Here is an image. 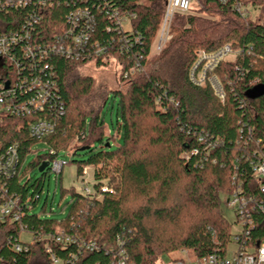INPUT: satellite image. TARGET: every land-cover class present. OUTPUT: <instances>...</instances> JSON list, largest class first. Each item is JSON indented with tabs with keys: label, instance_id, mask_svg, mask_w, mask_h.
I'll return each mask as SVG.
<instances>
[{
	"label": "trees",
	"instance_id": "obj_1",
	"mask_svg": "<svg viewBox=\"0 0 264 264\" xmlns=\"http://www.w3.org/2000/svg\"><path fill=\"white\" fill-rule=\"evenodd\" d=\"M26 1L23 8L0 7V34L19 31L24 20L37 13L41 21L33 29V39L44 44L70 29L67 16L72 11L86 9L92 18L89 48L94 43L112 44L107 53L116 58L120 71L137 61L140 72L121 78L125 93H111L118 99L115 136L121 138L115 149H111L115 137L107 135L101 112L107 97L97 108L81 100L88 99L94 89L92 79L79 74L92 61L91 50L82 51L79 60H48L56 83L49 111L27 119L0 120V154L14 144L20 157L19 174L6 181V188L22 204L26 202L18 221L0 220V263L51 264L43 252L46 245L62 264L70 255H77L74 264H113L119 250L129 264H156L162 255L176 251L201 259L231 245L232 225L219 211V196L231 191L229 181L236 170L248 178L254 151L264 153V95L254 100L247 97L254 88L264 86V0H243L250 8L245 18L218 0H194L189 14L174 16L171 39L154 59L150 49L165 0H58L43 9L37 0ZM113 11L134 16L129 27L139 37V43L122 54L119 30L108 19ZM193 12L214 15L217 20ZM225 45H230L235 58L221 62L213 72L222 87L220 99L209 84H191L188 73L197 53ZM3 66L9 75L10 68ZM17 96L18 101L28 97L25 92ZM45 118L54 122V132L41 142L30 139L28 125ZM74 139V153L86 157L74 162L76 177L82 178L84 168H92V192L86 195L61 187V199L68 197L63 218L32 213L49 168L32 185L28 180L22 183L21 168L31 148L43 143L58 155ZM47 158L37 156L32 167L39 169L54 159L49 154ZM58 181L56 177V185ZM104 186L111 193H101ZM257 218L251 235L264 239V215ZM22 232L31 233L34 245L28 252L13 253L9 245ZM58 236L76 243L52 240ZM82 243H94L97 249H82L78 254Z\"/></svg>",
	"mask_w": 264,
	"mask_h": 264
},
{
	"label": "built area",
	"instance_id": "obj_2",
	"mask_svg": "<svg viewBox=\"0 0 264 264\" xmlns=\"http://www.w3.org/2000/svg\"><path fill=\"white\" fill-rule=\"evenodd\" d=\"M56 1L58 2V0H37V5L43 9L51 7ZM218 1L222 5H229L233 12L242 18L247 17L250 11L249 6L244 4L243 0ZM193 2L194 0H165L163 17L152 43L150 55L152 50L156 53L161 52L165 44L171 39L170 30L174 16L189 14ZM27 4L26 0H5L3 4H0V7L1 10L5 8L16 9L23 8ZM40 19L39 14L33 13L24 20L25 23L19 31L0 34V67L3 71V76L0 79V120L4 117L32 118L35 114L44 113L51 109L50 99L56 92V83L54 73L48 65L49 59L60 57L65 58V60H79L82 51L91 50L92 61L90 62L95 65L97 61L101 66H107L111 63L110 61H116L114 56L107 53V47L112 44L101 47L94 43L89 48L92 18L86 9L72 11L67 16L70 29L44 44H39L33 39V29L41 21ZM108 19L115 22L119 30L118 40L121 43L119 47L121 54L123 50H126V47L130 48L131 45L139 43V37L132 34L130 27L128 30L122 27L124 23L129 25L130 19H134V16H120L118 12L113 11L108 15ZM122 33H126V35ZM232 54L235 53L230 45L222 46L207 54L206 52L197 53L195 62L189 70L188 80L197 87L209 84L214 93L223 99L222 87L213 72L221 62L227 60ZM4 63L6 67L10 68L9 75L5 73ZM135 72H140L137 61L133 67L123 73L121 72L122 78L127 79ZM23 92L28 97L24 101L21 99L18 101L17 95ZM54 129L55 125L51 119H39L28 125L26 134L30 139L41 142L51 135ZM239 139L240 142L247 145L245 139L242 137ZM48 154L54 157L48 163L49 172L59 175L64 163L56 161L57 155L53 150H48ZM253 156L254 159L248 163L250 170L248 178H242L239 171L236 170L231 181H229L231 182V191L225 195L227 209L233 211L236 218L235 223L239 226V231L234 235L231 234V249L228 246L201 259L188 260L187 262L179 260L175 261L174 264H264V239H254L251 235L257 229V217L261 214L264 215V153L254 151ZM19 159L18 146L14 144L6 146L0 154V220L3 222L18 221L22 207L26 205V202L22 204L20 197L15 193L9 194L6 188V181L19 174ZM85 172L84 170L83 174ZM90 193L91 191L85 190L84 194ZM101 193H111V190L104 186L101 188ZM19 237L9 245V249L13 253L28 252L29 248L34 245L35 238L32 236L30 243H24L19 241ZM52 240L76 243L70 238L63 239L59 236L52 238ZM82 249L92 252L97 249V246L94 243H82L79 245L78 254ZM43 252L51 264H62L63 261L54 256L52 247L46 245ZM76 260L77 255H70L65 262L74 264ZM113 260V264H129L123 250L114 254ZM2 261L3 258L0 257V262L2 263Z\"/></svg>",
	"mask_w": 264,
	"mask_h": 264
},
{
	"label": "rangeland",
	"instance_id": "obj_3",
	"mask_svg": "<svg viewBox=\"0 0 264 264\" xmlns=\"http://www.w3.org/2000/svg\"><path fill=\"white\" fill-rule=\"evenodd\" d=\"M192 15L199 16L200 18L217 20V17L214 15H209L207 13L201 14L193 12ZM123 28L126 30L129 29L128 24H123ZM160 53L153 52L151 53L152 59L157 57ZM235 58V54H232L227 60L232 62ZM224 61V62H225ZM107 66L95 65L92 62L87 63L79 70L80 75L88 76L93 81V88L91 92V96L88 99H81L83 102L87 103V106L90 108L91 106L94 108L99 107L104 101L106 102L104 107L102 108V117L104 119V125L106 126L107 135L114 136L115 140H111V149H115L121 143V138L116 137V122H117V110H118V99L114 97L111 93L114 91H120L124 93L126 92V83L121 80L122 73L120 71V67L117 65V62L110 61ZM0 76H3V71L0 68ZM123 79V78H122ZM108 95V96H107ZM77 141L74 139L70 141L68 150L60 151L56 157V161L64 163L61 173L59 175H55L53 172L45 171L46 177L44 179L42 193L40 195V200L37 206L33 209L32 213L41 214L44 217L46 214L51 218H63L67 213V207H65L66 202L68 201V197L61 199L60 197V188H71L73 187L77 193H85V190H89L92 192L93 178L92 168H84L82 170V178H77L76 165L74 162L82 161L86 157L83 156L82 152L74 153L72 147H75ZM32 153L29 154L24 164L21 168V174L24 173V177L22 183L27 180L30 181L32 185L36 180L41 177V173L38 172V169L33 168L31 163L37 156H45L47 158L49 146L43 143H39L34 145L32 148ZM86 171L83 174V171ZM110 176V175H109ZM56 177L59 179L56 185L55 179ZM31 193V188H30ZM220 197V210L224 218L227 220L229 224L232 225L231 234L234 235L239 231V226L235 223V215L231 209H227L225 204L226 196L221 195ZM45 207V212H41ZM20 242L30 243L32 241L31 234L22 233L19 237ZM231 245H229V249ZM182 260L184 262L194 261L195 258L191 252H171L167 255H162L156 264H174L175 261Z\"/></svg>",
	"mask_w": 264,
	"mask_h": 264
},
{
	"label": "water",
	"instance_id": "obj_4",
	"mask_svg": "<svg viewBox=\"0 0 264 264\" xmlns=\"http://www.w3.org/2000/svg\"><path fill=\"white\" fill-rule=\"evenodd\" d=\"M264 95V86H258L254 88L251 92L247 94V97L250 100H254L260 96ZM84 149V148H83ZM81 149V151L83 150ZM48 167V163L43 164L39 169L38 172L42 173Z\"/></svg>",
	"mask_w": 264,
	"mask_h": 264
},
{
	"label": "flooded vegetation",
	"instance_id": "obj_5",
	"mask_svg": "<svg viewBox=\"0 0 264 264\" xmlns=\"http://www.w3.org/2000/svg\"><path fill=\"white\" fill-rule=\"evenodd\" d=\"M1 68V67H0ZM2 76H0V79H1Z\"/></svg>",
	"mask_w": 264,
	"mask_h": 264
}]
</instances>
